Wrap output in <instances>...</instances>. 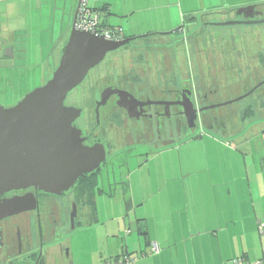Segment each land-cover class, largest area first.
<instances>
[{"label":"rangeland","instance_id":"obj_1","mask_svg":"<svg viewBox=\"0 0 264 264\" xmlns=\"http://www.w3.org/2000/svg\"><path fill=\"white\" fill-rule=\"evenodd\" d=\"M199 4L196 2L189 8L197 5L193 8L198 11L195 12L196 14L185 11L183 6V16L177 17L171 29L173 31L180 26L181 31L158 32L163 35H152L133 41V45L136 46L166 44L167 50L159 54H143L137 57V54L127 50L130 46L127 49L121 48L116 50L115 54L108 53L104 60L90 71L88 77L102 69L106 63L107 72H111L114 67L126 71L128 66L142 62L148 71L146 77L150 81L154 80L157 83L160 75L161 80L167 84L173 80L193 83L199 99L206 94L208 95L206 102L221 106L211 109L200 120L198 117L194 129L189 130L183 126L182 133L160 149L126 148L122 152L119 150L118 154L114 152L107 157L106 168L108 169L103 171L104 179L107 180V175L111 177L112 168L109 167L112 165L116 177L109 181L114 184L123 179L128 171L117 165L121 161L123 163L128 161L131 157H133L131 162L136 161L134 158H138V155L134 156V154L137 152L140 153L137 164L147 159L150 151L163 153L158 159V165L164 168L163 172L161 171V177L181 178L191 173L185 167V161L191 163L194 160H201L205 171L210 174L213 181L217 182L216 189L223 187L225 191L230 189L231 193L235 190L246 192L248 198L246 202L250 213L261 215L264 213V138L261 139L260 136L264 137V133H258L257 140L253 133L251 139L241 142L239 136H235L238 139L233 137V134V136L223 137L220 133L209 130L208 127L225 129L228 133L232 131L235 133L238 129L246 128L248 131L254 125L258 129L264 127V87L240 103L225 105L253 88L259 81H257L258 78L264 77V23L226 25V22L233 21L234 12L220 10L208 16H201L202 8ZM258 10H261L264 18V7ZM169 11L172 12V9ZM64 42V39L57 37L41 40L30 36L21 40V46L18 47L21 52L18 54L24 59L15 62L18 68L13 69V75L12 73L0 74L1 107L10 108L16 105L28 93L42 86V77H44V84L51 78L52 71L54 72L58 66L59 58L53 65H48V59L60 54V47ZM118 56L121 57V61ZM3 78L6 79L2 81ZM87 79L69 92L64 101L67 107L82 109L84 116L89 115L92 109L91 94H87L85 88ZM184 86L187 85L184 84ZM248 106L252 108V111L246 112V115L242 114ZM234 113L237 114L233 115ZM201 133L205 137L200 141L190 138L193 134L197 136ZM212 138L225 148L217 146ZM198 155H200L199 158ZM133 167L134 165L130 170ZM146 173V169H142L134 178H141ZM220 182L221 186H218ZM132 184L135 187L133 188L135 194L149 192V190H143L140 183L136 186L134 182ZM117 189L112 197H101V209H99L101 215L97 226L89 228L90 232L82 231V227L78 230L77 225L73 228L67 227V233L65 238H61V243L63 240L62 244H65V251L69 255L68 260L72 264H115L116 261L123 262L125 258H129L125 264H133L137 260L151 258L155 254L151 252V246L154 243L146 247L143 236H139L135 228L131 227L128 218L120 220L122 224L126 223V226L121 229V232H116L115 220L111 213L120 215L118 212H121L123 207V204L118 205L121 194L118 193L119 186ZM231 197L232 194L230 202H227L225 206H233ZM262 216V219L256 220V231L264 236V215ZM107 224L109 227L112 226L109 237L105 232ZM125 246H128L130 255L118 256L115 261L114 256L119 254L121 248Z\"/></svg>","mask_w":264,"mask_h":264},{"label":"crops","instance_id":"obj_2","mask_svg":"<svg viewBox=\"0 0 264 264\" xmlns=\"http://www.w3.org/2000/svg\"><path fill=\"white\" fill-rule=\"evenodd\" d=\"M78 2L79 0H0V74H10L13 69L18 68L15 62L24 59L18 54L21 52L18 47L21 46V40L30 36L41 40L55 37L65 40L60 47V54L48 59V65H53L55 60L60 58L68 40ZM196 2H199L202 8L201 16H208L220 10L232 12L248 6H254L256 9L264 7V0H89L88 6L98 12L100 25L119 29L126 38L138 39L163 35L158 32L171 31L177 17L183 16L184 8L193 14L198 12L193 9L197 5L189 9ZM179 27L174 28L171 33H175ZM4 79L6 78L2 81ZM255 126H251L248 131L247 128L238 129L235 133H228L225 129L213 126L208 128L223 137L239 136L241 142H246L252 138L253 133L255 140L258 133H264V127L258 129ZM243 134L245 135L242 136ZM203 137L205 136L201 133L197 136L193 134L190 138L200 141ZM237 137L235 138L238 139ZM214 143L221 146L219 142ZM139 154H134L138 155V158H134L136 161L131 162V157L117 165L126 168L128 173L124 180L114 184L109 181L116 177L114 166L109 167L112 168V173L111 177L107 175V180L104 179L103 171L108 169V164L104 162L105 164L100 166L95 175L98 191L94 196L93 210L85 207L73 227L77 225L78 230L82 227L84 232L89 231L90 227H96L101 215V197H112L119 186L118 193L121 197L118 205L123 204L122 211L118 212L120 215L111 213L115 220L116 232H121L126 226V223L122 224L120 220L128 218L131 227L135 228L139 236L143 235L138 233V229L144 228L146 235L143 239L146 247L148 242L159 247L158 253L153 254L151 258H143L133 264H229L237 258L244 259L245 264H255L258 261L264 264V236L256 231V220L262 219L264 213H250L246 192L234 189V193H231L230 189L225 191L223 187L216 189L217 182L205 171L201 160L191 163L185 161V167L191 173L181 178L161 177L164 168L158 165V159L163 153L150 151L147 155L149 157L137 164ZM132 165L134 167L130 170ZM142 169H146L147 173L141 178H134ZM133 182L135 186L140 183L141 188L149 192L135 194ZM218 186H221V182ZM231 194L233 206H225L230 202ZM109 230H112V226L107 224V237L111 236ZM62 243L57 242L54 245L49 264H72L68 260L66 246ZM125 254L130 255L128 246L121 248L114 258Z\"/></svg>","mask_w":264,"mask_h":264},{"label":"flooded vegetation","instance_id":"obj_3","mask_svg":"<svg viewBox=\"0 0 264 264\" xmlns=\"http://www.w3.org/2000/svg\"><path fill=\"white\" fill-rule=\"evenodd\" d=\"M256 11L262 15L261 10ZM248 15L246 12L237 17L234 13L233 21L245 23L248 21ZM261 19L262 16H256L252 20ZM135 40L138 39L133 41ZM133 41L121 48L127 49L130 46L127 50L137 54V57L143 54H159L167 50L166 45L136 46ZM118 58L121 61V57ZM106 64L89 77L92 69L86 75L84 80L87 77L88 79L85 88L86 93L91 94L92 109L89 115L84 116L83 110L77 108L81 114L73 123L81 133L80 138L84 146L101 145L104 148L105 163L108 156L114 152L118 153L119 150H157L177 138V135L182 133L183 126L188 129L184 109L188 108L190 103L194 109L200 111L197 119L205 116L211 109L221 106L206 102V94L199 99L193 83L173 80L167 84L161 80L160 75L157 83L150 81L146 77L148 71L142 62L128 66L126 71L114 67L111 72H107ZM257 81L253 88L225 105L240 103L257 93L264 87V77L258 78ZM41 83L44 84V77ZM245 112L246 109L242 114ZM235 114L237 113L233 115ZM98 171L99 169L95 174ZM88 176L80 177L70 190L60 195L46 193L34 187L2 194L0 264H49L54 245L61 243V238H65L67 233V227L71 226V215H75V222L84 209L77 205L74 194L81 189V185L77 183L85 181ZM97 191L95 187L94 193L97 194ZM10 202L17 205L3 207Z\"/></svg>","mask_w":264,"mask_h":264},{"label":"water","instance_id":"obj_4","mask_svg":"<svg viewBox=\"0 0 264 264\" xmlns=\"http://www.w3.org/2000/svg\"><path fill=\"white\" fill-rule=\"evenodd\" d=\"M246 12L249 14L247 22L225 24L264 23V18L252 20L262 16L254 6L239 8L235 15L238 17ZM75 18L51 78L16 105L0 106V196L29 187L60 195L70 190L80 177L95 173L106 160L101 145L87 147L82 144L81 133L73 126L81 111L65 106L64 101L108 53L128 45L135 38L106 41L101 36L76 30ZM199 112L191 103L184 109L188 129L195 128ZM14 205L17 204L10 202L3 207ZM74 218L72 214L71 228Z\"/></svg>","mask_w":264,"mask_h":264},{"label":"built area","instance_id":"obj_5","mask_svg":"<svg viewBox=\"0 0 264 264\" xmlns=\"http://www.w3.org/2000/svg\"><path fill=\"white\" fill-rule=\"evenodd\" d=\"M74 26L78 31L101 36L106 41H118L122 39L119 29L104 27L99 24L98 12L88 6V0H79ZM158 251V247L153 244L151 252L157 254ZM128 260L129 258H125L123 262L116 261L115 264H125ZM229 264H245V261L242 258H237L231 260ZM255 264H263V262L258 261Z\"/></svg>","mask_w":264,"mask_h":264},{"label":"trees","instance_id":"obj_6","mask_svg":"<svg viewBox=\"0 0 264 264\" xmlns=\"http://www.w3.org/2000/svg\"><path fill=\"white\" fill-rule=\"evenodd\" d=\"M236 10L232 11L235 13ZM102 26V25H101ZM107 27V26H106ZM181 31V27H179V29L177 30V32ZM147 37V36H145ZM140 39V38H138ZM252 111V108L250 106H248V108L246 109V112ZM246 112L244 113V115H246ZM250 113V112H249ZM95 173L92 175L90 174L87 179L85 181L81 180V183H77L78 185H81V189L80 191H77L76 194H74V199L75 202L77 203L78 206L82 207V208H89L93 210L94 207V189L95 187H97V181H96V177H95ZM87 176V175H86ZM138 233H140L141 235L145 236L146 232L144 230L143 227H140L138 229ZM150 243L148 242V245ZM152 247V246H151ZM126 257L129 256V254H125ZM116 261V258H114Z\"/></svg>","mask_w":264,"mask_h":264},{"label":"clouds","instance_id":"obj_7","mask_svg":"<svg viewBox=\"0 0 264 264\" xmlns=\"http://www.w3.org/2000/svg\"><path fill=\"white\" fill-rule=\"evenodd\" d=\"M123 39V38H122Z\"/></svg>","mask_w":264,"mask_h":264}]
</instances>
